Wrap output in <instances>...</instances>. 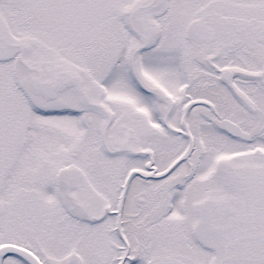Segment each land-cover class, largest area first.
Masks as SVG:
<instances>
[{
	"label": "snow or ice",
	"instance_id": "snow-or-ice-1",
	"mask_svg": "<svg viewBox=\"0 0 264 264\" xmlns=\"http://www.w3.org/2000/svg\"><path fill=\"white\" fill-rule=\"evenodd\" d=\"M0 264H264V0H0Z\"/></svg>",
	"mask_w": 264,
	"mask_h": 264
}]
</instances>
